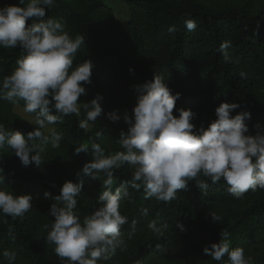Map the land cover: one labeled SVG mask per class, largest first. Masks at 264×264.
<instances>
[{
  "label": "trees",
  "instance_id": "16d2710c",
  "mask_svg": "<svg viewBox=\"0 0 264 264\" xmlns=\"http://www.w3.org/2000/svg\"><path fill=\"white\" fill-rule=\"evenodd\" d=\"M122 1L132 17L120 21L103 0H55L51 9L46 8V17L62 19L70 37L85 35V45L73 66L90 59L94 68L91 83L85 85L86 94L79 98L81 104L101 95L105 113L127 110L131 114L138 95L134 86L153 79L157 73L168 79L173 94L180 93L174 115L180 108L201 107L192 121L196 129L207 128L216 119L215 109L220 103L235 102L239 107L231 115L251 113L245 121L249 133L264 130V0L219 7L197 0ZM13 4L19 5V0H0V7ZM38 19L30 18L26 25ZM187 19L196 22V29H187ZM173 25L177 30L169 32ZM225 41L230 42L228 59L220 51ZM23 54L19 47L0 48V83L15 70ZM14 105L23 109L24 101L13 104L0 100V123L9 131L18 129L27 136L35 126L15 113ZM85 114L81 108L80 117L65 116L51 125L63 139L59 148L46 146L39 167L34 163L24 166L14 151L0 149V175L6 183L0 187L18 195L30 194L33 204L23 217L13 219L0 213V264H8L5 250L16 254L12 264H62L53 249L55 245L46 240L54 220L49 215L54 200L45 199V191L54 197L66 180L82 181L83 190L95 196L89 203L80 194L74 211L83 220L99 207L97 198L104 190L106 176L100 173V180H96L84 174L83 165L93 158L91 149L75 154L74 148L96 142L106 154L123 151L119 134L122 129L127 131L128 124L122 118L113 122L102 115L85 132L78 127ZM133 172L127 164L114 170L113 191L121 182L130 181ZM208 184L205 192L195 181H189L171 202L145 199L142 187L137 190L129 186L120 207L128 219L121 227L126 247H117L108 260L98 264H135L137 260L141 264H228L227 255L214 261L203 252L210 242H219L221 232L227 233L232 248H244L252 264H264V189L249 190L236 198L223 180ZM144 209L146 216L142 214ZM209 212L220 214L222 221L214 223ZM152 221L158 226L167 225L162 235L148 227Z\"/></svg>",
  "mask_w": 264,
  "mask_h": 264
},
{
  "label": "clouds",
  "instance_id": "9594fccd",
  "mask_svg": "<svg viewBox=\"0 0 264 264\" xmlns=\"http://www.w3.org/2000/svg\"><path fill=\"white\" fill-rule=\"evenodd\" d=\"M54 3L55 0H19V5L0 7V48L19 47L24 53L15 70L0 83V100L13 104L23 100V111L32 116L29 123L35 126L25 136L20 130L9 131L0 123V149L14 151L24 166L34 163L39 167L46 146L59 148L63 139L50 126L65 116L80 117L81 108L86 114L78 121V127L85 132L102 115L113 122L122 118L128 124L127 131L122 129L119 134L123 151L106 154L96 142L74 148L75 154L91 149L93 158L83 165L84 174L96 180H100V173L106 176L104 190L97 198L99 207L90 215L81 220L74 211L83 190L82 181L66 180L54 197L48 191L44 193L45 199L54 200L49 208L54 220L46 240L55 245L53 249L62 264H98L108 260L117 247H126L121 227L128 219L121 214L120 207L128 196L129 186L137 190L142 187L145 199L162 202L175 200L178 190L186 188L189 181H195L206 192L208 181L214 185L223 180L229 186L227 191L236 198L249 190L264 189V130L249 133L245 121L251 113L231 115L239 107L235 102L220 103L215 109L216 119L207 128L196 129L192 121L197 114L192 109L180 108L178 115L173 114L180 93L173 94L168 79L156 73L153 79L134 86L138 95L131 114L127 110L105 113L101 95L81 104L79 98L86 94L85 85L91 83L94 63L89 59L73 66L78 51L85 45V35L72 38L62 19L46 17V8L51 9ZM33 17L39 18L38 22L26 25ZM184 24L189 31L197 27L192 19ZM176 30L174 25L168 29ZM229 47L228 41L220 45L225 59ZM125 164L134 169L132 178L113 191L114 170ZM201 176L208 179H200ZM4 184L5 178L0 175V185ZM32 206L30 194L18 195L0 187V213L5 216L23 217ZM142 214L146 216L147 209ZM209 215L217 224L223 219L216 212ZM132 223L134 226L136 222ZM179 226L183 228L182 224ZM148 227L159 236L167 225L158 226L152 221ZM203 252L214 261L227 255L228 264H252L244 248H232L227 233L223 232L219 242H210ZM3 256L8 264L16 259L15 252L7 250Z\"/></svg>",
  "mask_w": 264,
  "mask_h": 264
},
{
  "label": "rangeland",
  "instance_id": "374dc122",
  "mask_svg": "<svg viewBox=\"0 0 264 264\" xmlns=\"http://www.w3.org/2000/svg\"><path fill=\"white\" fill-rule=\"evenodd\" d=\"M205 5L219 7L227 3H235V4H242L245 0H197ZM106 7L110 8L112 13L114 14V17L117 21L129 19L132 17V11L130 8L125 4L122 0H103ZM104 112H106V109L104 106H102ZM190 109H192L197 115L194 119H196L199 116V113L201 111L200 106H190ZM188 108V109H189ZM13 111L19 115H21L23 118H25L28 121L32 120V116L28 115L23 111V109L17 105L13 106ZM51 128H54L53 126H50ZM104 142H107V139L104 138ZM81 195L85 198V200L89 203H91L92 199L95 196L94 192H90L88 190H82ZM169 264H171L169 262Z\"/></svg>",
  "mask_w": 264,
  "mask_h": 264
}]
</instances>
